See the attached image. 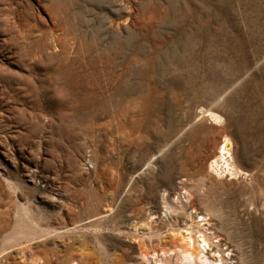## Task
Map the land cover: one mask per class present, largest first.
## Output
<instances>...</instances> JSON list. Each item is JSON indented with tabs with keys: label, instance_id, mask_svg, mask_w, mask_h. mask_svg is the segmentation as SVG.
I'll list each match as a JSON object with an SVG mask.
<instances>
[{
	"label": "rangeland",
	"instance_id": "obj_1",
	"mask_svg": "<svg viewBox=\"0 0 264 264\" xmlns=\"http://www.w3.org/2000/svg\"><path fill=\"white\" fill-rule=\"evenodd\" d=\"M196 211L264 264V0H0V264H182Z\"/></svg>",
	"mask_w": 264,
	"mask_h": 264
},
{
	"label": "bare ground",
	"instance_id": "obj_2",
	"mask_svg": "<svg viewBox=\"0 0 264 264\" xmlns=\"http://www.w3.org/2000/svg\"><path fill=\"white\" fill-rule=\"evenodd\" d=\"M232 146H233V140L229 138L228 135H226L223 138L218 148V155L217 156L215 155L216 157L210 162L211 171L215 172L217 175L220 176L226 174L234 175L239 171L232 160V156L230 152ZM170 207L171 206L167 204L166 206L167 209L166 208L165 209L167 212L172 213L174 210L171 211L172 209H170ZM163 215L165 214L163 213ZM208 215L209 213L200 214V212L197 211L194 214L193 218H195L196 221H200L197 223L198 230L195 231V237L191 236V233L193 231L192 229L194 226L192 225V223L188 224L187 227L183 229L184 231L183 234L178 231L168 232L170 233V237L172 239L182 241L180 245L177 247V249H175L176 251H178V254L180 255L179 258H181L182 259L181 261H183L182 264H228L226 262L229 259L226 260L224 256L225 254L222 255V253H220L218 249L219 245L216 244L217 249L214 250L213 248L212 243L214 241L218 243L219 240L215 239L213 240L212 243H210L209 241L210 239L209 238L210 232L208 231L209 228L204 227V225L209 224ZM151 220L152 221L154 220V215L151 216ZM139 242L141 243L144 241L139 240ZM176 251H174V249H170L169 254L170 253L174 254ZM228 254L229 253H227V255ZM141 257L146 261H148V264H167V259H168L165 251L153 252L151 255H149V253L141 251ZM152 260L154 263L152 262Z\"/></svg>",
	"mask_w": 264,
	"mask_h": 264
}]
</instances>
